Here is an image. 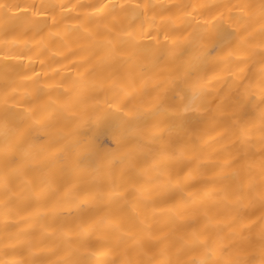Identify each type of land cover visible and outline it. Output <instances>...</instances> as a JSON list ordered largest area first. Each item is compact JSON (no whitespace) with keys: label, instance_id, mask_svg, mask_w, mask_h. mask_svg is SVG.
<instances>
[{"label":"bare ground","instance_id":"bare-ground-1","mask_svg":"<svg viewBox=\"0 0 264 264\" xmlns=\"http://www.w3.org/2000/svg\"><path fill=\"white\" fill-rule=\"evenodd\" d=\"M0 264H264V0H0Z\"/></svg>","mask_w":264,"mask_h":264},{"label":"rangeland","instance_id":"rangeland-1","mask_svg":"<svg viewBox=\"0 0 264 264\" xmlns=\"http://www.w3.org/2000/svg\"><path fill=\"white\" fill-rule=\"evenodd\" d=\"M99 141L102 143V145L105 146H111V140L108 136L103 135L99 138Z\"/></svg>","mask_w":264,"mask_h":264}]
</instances>
